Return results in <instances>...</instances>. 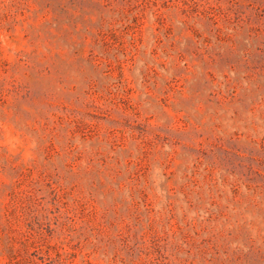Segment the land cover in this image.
<instances>
[{
  "label": "rangeland",
  "instance_id": "374dc122",
  "mask_svg": "<svg viewBox=\"0 0 264 264\" xmlns=\"http://www.w3.org/2000/svg\"><path fill=\"white\" fill-rule=\"evenodd\" d=\"M0 264H264V0H0Z\"/></svg>",
  "mask_w": 264,
  "mask_h": 264
}]
</instances>
